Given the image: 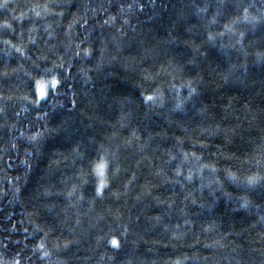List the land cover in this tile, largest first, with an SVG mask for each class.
I'll use <instances>...</instances> for the list:
<instances>
[{"label": "trees", "instance_id": "obj_1", "mask_svg": "<svg viewBox=\"0 0 264 264\" xmlns=\"http://www.w3.org/2000/svg\"><path fill=\"white\" fill-rule=\"evenodd\" d=\"M7 3L0 264H264V0Z\"/></svg>", "mask_w": 264, "mask_h": 264}, {"label": "snow or ice", "instance_id": "obj_2", "mask_svg": "<svg viewBox=\"0 0 264 264\" xmlns=\"http://www.w3.org/2000/svg\"><path fill=\"white\" fill-rule=\"evenodd\" d=\"M8 6V3H7V0H0V7H7ZM5 24H7L8 22L7 21H4ZM243 35V34H241ZM52 83L53 85L57 84L58 81L56 80L55 77H52ZM40 96H44L45 95V92L44 91H40L39 92ZM144 99L146 100H152V96H145ZM96 169L97 171L99 172L100 176L103 177L104 175V170H105V162L101 161L100 163H98L96 165ZM255 178L254 177H249L248 180L249 182L251 183ZM106 183L105 180L101 179L100 180V184L97 186L96 188V191L99 193L103 187V185ZM112 244L116 245L118 244V241L117 239L114 237L111 241ZM41 247H43V245H41Z\"/></svg>", "mask_w": 264, "mask_h": 264}, {"label": "rangeland", "instance_id": "obj_3", "mask_svg": "<svg viewBox=\"0 0 264 264\" xmlns=\"http://www.w3.org/2000/svg\"><path fill=\"white\" fill-rule=\"evenodd\" d=\"M48 84V83H47ZM47 84H45V83H40V85H39V92L40 91H45V89H46V87H47ZM50 84V83H49Z\"/></svg>", "mask_w": 264, "mask_h": 264}]
</instances>
